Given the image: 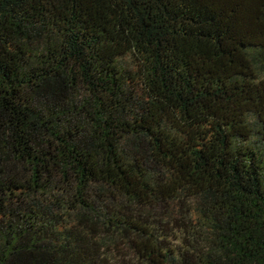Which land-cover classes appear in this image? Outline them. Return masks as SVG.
I'll return each mask as SVG.
<instances>
[{"label":"trees","instance_id":"1","mask_svg":"<svg viewBox=\"0 0 264 264\" xmlns=\"http://www.w3.org/2000/svg\"><path fill=\"white\" fill-rule=\"evenodd\" d=\"M0 264H264V0H0Z\"/></svg>","mask_w":264,"mask_h":264}]
</instances>
